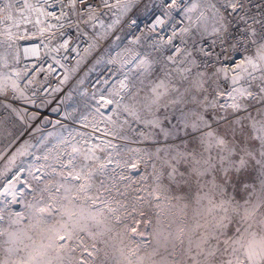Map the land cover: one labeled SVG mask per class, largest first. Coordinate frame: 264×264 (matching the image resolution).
I'll return each mask as SVG.
<instances>
[{"label":"rangeland","instance_id":"obj_1","mask_svg":"<svg viewBox=\"0 0 264 264\" xmlns=\"http://www.w3.org/2000/svg\"><path fill=\"white\" fill-rule=\"evenodd\" d=\"M150 12L148 2L136 17ZM199 13L192 40L218 20L215 10ZM116 21L107 15L92 26L97 39L81 66L112 36ZM130 31L113 35L71 86L65 106L50 107L38 120L20 84V44L0 29V264H264V107L221 109L238 122L237 134L227 148H209L212 142L199 137L215 125L189 135L176 125L181 110L195 109L169 102L177 98L173 89L184 92L218 69L194 76L167 69L120 96L113 77L88 92ZM262 43L238 76L251 91L264 77ZM221 76L214 77L217 96L208 98L230 104L232 83L222 86ZM9 89L15 97H5ZM159 93L165 95L153 103Z\"/></svg>","mask_w":264,"mask_h":264},{"label":"built area","instance_id":"obj_2","mask_svg":"<svg viewBox=\"0 0 264 264\" xmlns=\"http://www.w3.org/2000/svg\"><path fill=\"white\" fill-rule=\"evenodd\" d=\"M148 2L150 15L137 18L138 11ZM227 2L202 0L196 6L191 4L192 0H0V29L4 39L20 44L25 70L21 88L31 110L41 120L49 116L50 107L65 106L71 86L103 53L112 36L126 26L131 27L130 33L88 82V92L115 77L119 84L115 95L120 96L122 91L173 68L187 76L223 69L221 84L230 85L246 67L245 64L236 70V65L247 60L260 41L254 35L256 43H250L246 33L255 29L259 34L264 29V0H244V11L239 14L231 13ZM123 9L129 13L120 18ZM203 10H215L217 22L221 17L227 19L230 32L241 41L239 50L225 51L227 46L214 32L218 23L191 39V24L197 22L198 13ZM107 15L117 20L116 30L110 38L99 41V48L81 66L82 58L89 55L97 39L92 26ZM92 16L94 19L88 21ZM28 53L32 55L25 57ZM15 95L16 91L9 89L5 97ZM44 102L47 105L39 108L38 104ZM107 104L110 106L111 102ZM61 120L56 116V122Z\"/></svg>","mask_w":264,"mask_h":264},{"label":"snow or ice","instance_id":"obj_3","mask_svg":"<svg viewBox=\"0 0 264 264\" xmlns=\"http://www.w3.org/2000/svg\"><path fill=\"white\" fill-rule=\"evenodd\" d=\"M244 7V0H228L226 5V8L231 9V13L237 14L244 11ZM240 19L243 20L244 17L241 16ZM217 23L218 26L214 28V32L217 34V39L227 46L225 51L227 49L233 48L239 50L241 41L230 32L227 19L221 17ZM246 35L248 37V41L252 44L256 43V41L252 39L254 35H258V39L260 41H264V29H262L259 34L256 33L255 29H251L246 33ZM260 49L264 50V43L260 45ZM230 54L231 53H229V55ZM245 64L252 65V60L247 59L242 61L241 64L236 65V70L244 68ZM253 70H257L256 66L253 67ZM222 71L224 70L218 69L216 72H213L211 76H202L195 83L190 84L188 88H185L184 92H179L178 89H173L172 91L177 96V98L169 102L173 106L191 105L195 109L191 112H184L181 110L178 123L176 125L177 129L181 128V126L184 129H191L189 135H194L196 132L202 131L204 128H212V125H215V128L212 131L207 132L205 135L199 137V140L202 144L207 140L212 142L209 143V148L213 146L221 149L227 148L231 143L228 138L230 136L235 138L237 134V128L234 126V124L238 122H229L225 116L221 115V109L230 108L232 112L235 113L239 112L242 108H246L247 106L261 105L264 107V77H261L259 83L254 85L255 91L249 90L253 85H250L249 88L239 86V77L233 79L231 90L227 93L228 98L232 101L230 104H216L209 100V96L214 98L217 96V90L213 87V84L215 83L214 77L218 78L220 72ZM225 76L227 78L226 72ZM248 77L252 81H256L257 79L256 77L252 76L251 73H248ZM185 79L187 78L185 77ZM245 82L247 83V81ZM205 84H207V88H205ZM181 87H183V85H181ZM193 89L196 90L195 95L193 94ZM204 93H208V95H204ZM163 95H165V93H159L153 103H156ZM219 95L223 96L224 93L220 92ZM259 110L260 109H258V111ZM206 116L208 119H205ZM173 118H176L175 115ZM190 120L193 121V123H189ZM240 131L242 132L243 130L241 129ZM241 166H243V161H241ZM135 167L136 166L133 165V168ZM77 179H80V177H77Z\"/></svg>","mask_w":264,"mask_h":264},{"label":"bare ground","instance_id":"obj_4","mask_svg":"<svg viewBox=\"0 0 264 264\" xmlns=\"http://www.w3.org/2000/svg\"><path fill=\"white\" fill-rule=\"evenodd\" d=\"M21 52H22V55H23V51H22V50H21ZM31 55H32L31 53H28V54H25L24 56H25V57H29V56H31ZM243 71H244V70H242V73H243ZM242 73H239V74L235 75V77L240 76ZM230 85H231V84H230ZM13 201H14L15 204L20 205L19 195L15 194V195L13 196Z\"/></svg>","mask_w":264,"mask_h":264}]
</instances>
